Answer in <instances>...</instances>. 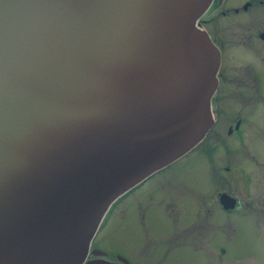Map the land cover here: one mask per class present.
<instances>
[{
	"label": "water",
	"instance_id": "water-1",
	"mask_svg": "<svg viewBox=\"0 0 264 264\" xmlns=\"http://www.w3.org/2000/svg\"><path fill=\"white\" fill-rule=\"evenodd\" d=\"M211 1L0 0V264H81L112 203L204 138Z\"/></svg>",
	"mask_w": 264,
	"mask_h": 264
},
{
	"label": "rangeland",
	"instance_id": "rangeland-1",
	"mask_svg": "<svg viewBox=\"0 0 264 264\" xmlns=\"http://www.w3.org/2000/svg\"><path fill=\"white\" fill-rule=\"evenodd\" d=\"M253 63L257 71H264L261 63ZM234 89L237 90L235 86ZM261 90L263 106L259 104L255 107L259 111L264 108L263 79ZM246 91L253 93L252 90ZM256 117L257 120L253 119L251 125H256L255 121L260 123L259 114ZM223 138L229 147L219 143L222 138H210L209 143L205 142L187 154L184 158L189 157L188 161L176 168L174 174H160L143 188L122 198L114 207L110 223L100 230L101 245L126 252L134 251V245L139 247V243L145 242L143 247L150 252L154 248L149 241L158 238L163 241L152 252V261L156 260L157 264H204L207 261V254L201 250L205 247L204 242L207 247L225 241L227 264H263L264 116L260 128L258 125L249 126L248 135L245 138L242 136V140L237 138L241 144L232 137L225 135ZM208 148H211L212 154L204 157L200 149L208 151ZM208 172H216L218 176L215 180L219 183L210 186L213 177ZM222 191L240 200L242 213L245 211L252 215L242 216L235 213L237 211H233V208H224L230 210L236 228L234 233L231 230L227 232L223 227L221 231H210L215 220L216 224L221 222L222 226L225 223V213L218 201ZM152 202H159L162 206L146 214L148 222L145 228L139 218L145 206L148 208ZM168 205L179 209V219ZM176 233L182 237V247L194 246L196 249H178L177 253L166 258V254L175 252V248H167L164 240ZM228 235L236 237L227 240L224 237ZM191 237L195 241L193 245H190Z\"/></svg>",
	"mask_w": 264,
	"mask_h": 264
},
{
	"label": "flooded vegetation",
	"instance_id": "flooded-vegetation-1",
	"mask_svg": "<svg viewBox=\"0 0 264 264\" xmlns=\"http://www.w3.org/2000/svg\"><path fill=\"white\" fill-rule=\"evenodd\" d=\"M197 24L208 32L220 51V66L217 74L218 84L211 99L214 121L197 147L205 142L209 143L208 139L210 138H212V140L222 138L219 143L229 147L228 142L223 138L225 135L232 137L235 141H238L237 138L242 140V136L245 138L248 135L249 126L251 128L258 125L260 128L262 115L264 116V108L261 111L255 109L256 105L263 104L261 102V79L264 80V71H257L253 63H261V66L264 67V0H212L206 12L197 20ZM246 85V90H252L253 93H249L245 90ZM234 86L237 90L234 89ZM242 91L246 92L243 93ZM257 114H259L260 123L255 121L256 125H251L253 119L257 120ZM207 150L208 151H203L200 149V152L203 156L206 155L210 157L212 154L211 148ZM187 154L153 173L142 184L131 190L127 196L143 188L151 179L160 174H174L176 168L185 165L188 161L187 158L189 157L186 159L184 158ZM180 163L181 165H177ZM225 169L228 170L229 167L226 166ZM208 174L213 177L210 186L219 183L215 180V177L218 176L216 172H208ZM225 193L226 191H222L218 195L219 205L223 208L221 209L223 213H225V223L222 226L221 222L216 224L217 220H215L210 231H221L223 227L227 232L231 230L234 233L236 228L233 218L229 214L230 210L224 209L223 202L235 201L232 209L233 211H237L235 213H239L242 216L252 215H250V213L246 214L245 211L242 213L240 209V200L230 194H226L229 197L225 196L222 198V202L221 197ZM160 206L162 205L159 202H152L148 208L145 206L139 218L142 227H147L146 222H148V219L146 218V214ZM168 206L174 210L175 217L179 219V209H174L171 205ZM113 212L114 207L104 220L100 230L110 223L109 220ZM100 230L93 239L89 252L81 264H88L90 261H96V264H157L156 260L152 261V252L163 240L155 238L149 241L154 248L150 252L145 251L143 247L145 242L141 245L139 243V247L134 245V251L131 249L122 252L117 248H104L101 245L102 237L99 234ZM207 236L208 233L204 240ZM235 237L236 236L228 235L224 238L228 240V238L234 239ZM180 240H182V237H180L178 233L164 240L167 244V248H175V252L166 254V258L177 253L178 249H196L194 246L182 247ZM194 242L195 241L191 237L190 245H193ZM223 242L207 247L204 242L205 247L201 248L202 252L207 254V261L204 264L228 263V261L225 260L227 248Z\"/></svg>",
	"mask_w": 264,
	"mask_h": 264
}]
</instances>
